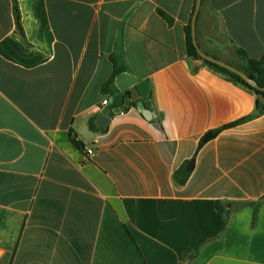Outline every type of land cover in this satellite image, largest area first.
<instances>
[{
	"label": "crops",
	"instance_id": "crops-1",
	"mask_svg": "<svg viewBox=\"0 0 264 264\" xmlns=\"http://www.w3.org/2000/svg\"><path fill=\"white\" fill-rule=\"evenodd\" d=\"M15 1L20 26L0 0V264H264V112L187 56L197 0ZM195 36L234 67L238 50L261 59L264 0H201ZM110 56L130 106L93 132Z\"/></svg>",
	"mask_w": 264,
	"mask_h": 264
},
{
	"label": "trees",
	"instance_id": "trees-1",
	"mask_svg": "<svg viewBox=\"0 0 264 264\" xmlns=\"http://www.w3.org/2000/svg\"><path fill=\"white\" fill-rule=\"evenodd\" d=\"M13 13H14V18H15L16 24L18 26H20V14H19V10H18V7H17L15 0H13ZM158 14L162 18H164L168 23H171V20L169 19V17H167L163 12L158 11ZM184 31H185V36H186L187 56L191 57V58L202 60L203 63L206 66H208L209 68H211V69L215 70L216 72L221 73L225 76H228L233 81H235L238 84L244 86L245 88H248L249 90L253 91V93L257 97L255 114L256 115L262 114L264 112V91L257 90L254 87L250 86L242 78H240L238 75L231 73L228 70L221 68V67H219L213 63H210L206 60L201 59L198 56L196 49L192 44L190 23L184 28ZM237 54L244 62V65L238 69H240L249 78L253 79L259 87L263 88L264 87V56L261 59L257 60V59H250L247 56V54L242 50H238ZM109 59L111 60V62L113 64V72H112V75L109 78V80L103 85L102 92L104 94H107L108 96H113L114 95L113 81H114L115 76H117L120 73L125 72L127 69L124 65L119 64L116 57L110 56ZM251 118H253L252 115L244 117L242 119H239L235 122L223 125L222 127L214 130L213 134L216 136L225 130L232 129V128L236 127L237 125H240V124L250 120ZM95 122H96V117L90 118L88 120V128H89V130H91L93 132H98L99 129L96 126ZM71 140L77 147H79L80 149H83L82 144L79 143L78 141H76L74 135L71 136ZM188 176H189V174L185 173V171L183 169H181L175 173L174 178L179 185H183L187 181ZM258 204L254 209L253 220H255V217L257 214Z\"/></svg>",
	"mask_w": 264,
	"mask_h": 264
},
{
	"label": "water",
	"instance_id": "water-1",
	"mask_svg": "<svg viewBox=\"0 0 264 264\" xmlns=\"http://www.w3.org/2000/svg\"><path fill=\"white\" fill-rule=\"evenodd\" d=\"M200 3L201 0H197L196 4H195V10L191 19V24H190V28H191V40H192V44L196 49V52L198 54V56L203 59L206 60L210 63H213L221 68H224L226 70H228L231 73H234L236 75H238L240 78H242L247 84H249L250 86L254 87L257 90L260 91H264V87L261 88L257 85V83L249 78L247 75H245L240 69L222 62L220 60H217L211 56L206 55L205 53H203L196 42V36H195V21H196V16H197V12L198 9L200 7ZM144 85H146V83H143ZM140 86H138L139 88ZM141 93L144 94V92L142 90H140ZM130 106V101H129V93L128 92H124V93H118L116 95H114L113 97H111V99L108 101V105L103 107L102 110L100 111L99 115H97L96 118V126L99 129L105 130V128L107 127L109 121L111 120V118L114 117V115L120 114V113H124L127 111V109ZM137 108L141 111V112H146V113H150V111L146 110L144 108V105L142 102H137L136 103ZM254 116H256V114H254ZM214 134L212 132H208L206 133L200 140V143L198 145V149H200L205 143H207L208 141H210L211 139L214 138ZM194 166V158H192L189 163L186 166V172L190 173L191 170L193 169Z\"/></svg>",
	"mask_w": 264,
	"mask_h": 264
},
{
	"label": "built area",
	"instance_id": "built-area-1",
	"mask_svg": "<svg viewBox=\"0 0 264 264\" xmlns=\"http://www.w3.org/2000/svg\"><path fill=\"white\" fill-rule=\"evenodd\" d=\"M107 105H108V100H104V101L102 102V107L107 106ZM92 154H93V150H92V149H87V150H86V154H85V156L89 157V156H91Z\"/></svg>",
	"mask_w": 264,
	"mask_h": 264
}]
</instances>
